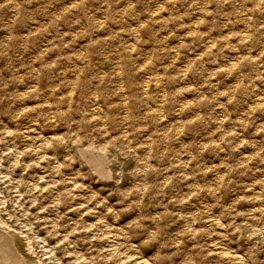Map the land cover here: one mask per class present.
<instances>
[{
  "label": "rangeland",
  "instance_id": "374dc122",
  "mask_svg": "<svg viewBox=\"0 0 264 264\" xmlns=\"http://www.w3.org/2000/svg\"><path fill=\"white\" fill-rule=\"evenodd\" d=\"M0 264H264V0H0Z\"/></svg>",
  "mask_w": 264,
  "mask_h": 264
},
{
  "label": "bare ground",
  "instance_id": "6f19581e",
  "mask_svg": "<svg viewBox=\"0 0 264 264\" xmlns=\"http://www.w3.org/2000/svg\"><path fill=\"white\" fill-rule=\"evenodd\" d=\"M71 96V95H70ZM69 96V97H70ZM87 151V150H86ZM91 159V160H90ZM94 160H96L95 161V163H94ZM98 160H100V158H98V159H94L93 157H90V158H88V161H87V163H88V165H89V167H91L93 170H97V173L99 174V175H101L103 178H108V175L110 174L107 170L106 171H103L102 169H100L101 168V166L99 167L98 166V164L97 163H100ZM104 160V159H103ZM103 166V165H102ZM7 232V231H6ZM3 238V237H2ZM12 241H14V240H12ZM10 246V245H9ZM18 247V246H17ZM30 249V248H29ZM13 251V250H12ZM17 251V250H16ZM5 252V251H4ZM20 254V253H19ZM22 257V256H21ZM238 257V256H237ZM23 259H24V257H23Z\"/></svg>",
  "mask_w": 264,
  "mask_h": 264
}]
</instances>
